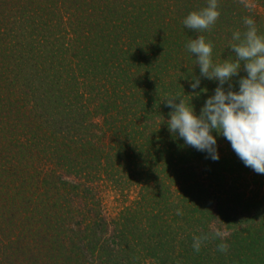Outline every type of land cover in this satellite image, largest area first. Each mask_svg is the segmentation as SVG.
I'll return each instance as SVG.
<instances>
[{
  "label": "trees",
  "instance_id": "trees-1",
  "mask_svg": "<svg viewBox=\"0 0 264 264\" xmlns=\"http://www.w3.org/2000/svg\"><path fill=\"white\" fill-rule=\"evenodd\" d=\"M251 1L218 0L196 32L183 20L207 0H0V264H264V174L223 136L217 161L185 145L164 101L199 114L218 81L186 44L235 60L245 17L264 34Z\"/></svg>",
  "mask_w": 264,
  "mask_h": 264
},
{
  "label": "clouds",
  "instance_id": "clouds-1",
  "mask_svg": "<svg viewBox=\"0 0 264 264\" xmlns=\"http://www.w3.org/2000/svg\"><path fill=\"white\" fill-rule=\"evenodd\" d=\"M221 15L218 0H207V6L190 12L183 24L196 32L209 31ZM246 30L233 33L230 50L235 60L226 59L215 64L212 59L214 44L204 35L191 39L186 48L195 55L200 77L218 81L214 94L209 96L196 113L190 102L179 95H171L164 101L172 109L167 121L169 131L184 140L185 145L206 152L214 161L219 160L217 135L230 142L232 150L246 167L257 174H264V34H259L254 19L244 18ZM243 71L246 75L238 80L234 90L233 78ZM199 77H192L190 83L193 95L199 87ZM227 84V87H225ZM179 101V102H177ZM216 135H213V133ZM177 215H182L177 210ZM223 234L217 230L213 238ZM208 235L194 236L193 249L199 252ZM218 250L228 251L229 245L221 242Z\"/></svg>",
  "mask_w": 264,
  "mask_h": 264
},
{
  "label": "rangeland",
  "instance_id": "rangeland-1",
  "mask_svg": "<svg viewBox=\"0 0 264 264\" xmlns=\"http://www.w3.org/2000/svg\"><path fill=\"white\" fill-rule=\"evenodd\" d=\"M246 1L249 2V3H252L251 0H246ZM255 6H256L258 11L259 10L260 11L264 10V8L262 9L261 7H259V6L257 7V5L254 4L253 7H255ZM104 202H105V205H106L105 207H106L107 213L111 214L112 211H113V208L117 205V203H115V201H114V197L113 196H109V197L107 196V197L104 198Z\"/></svg>",
  "mask_w": 264,
  "mask_h": 264
}]
</instances>
